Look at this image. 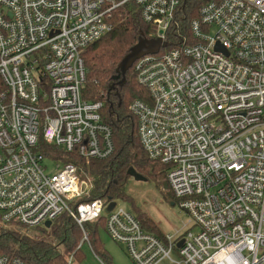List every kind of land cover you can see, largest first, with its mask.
Wrapping results in <instances>:
<instances>
[{
	"label": "built area",
	"instance_id": "2783aa9c",
	"mask_svg": "<svg viewBox=\"0 0 264 264\" xmlns=\"http://www.w3.org/2000/svg\"><path fill=\"white\" fill-rule=\"evenodd\" d=\"M126 4L167 43L133 62L149 101L129 109L147 157L169 166L193 228L183 234L159 237L131 212L107 211L110 201L86 198L91 176L35 150L42 137L85 159L112 154L100 102L81 95V52ZM180 9L181 0H0V225L45 227L66 212L83 232L77 249H91L83 224L104 215L135 264H264V0L207 1L190 41ZM0 264L25 263L0 254Z\"/></svg>",
	"mask_w": 264,
	"mask_h": 264
},
{
	"label": "trees",
	"instance_id": "16d2710c",
	"mask_svg": "<svg viewBox=\"0 0 264 264\" xmlns=\"http://www.w3.org/2000/svg\"><path fill=\"white\" fill-rule=\"evenodd\" d=\"M207 1L181 0L180 31L187 41H190L188 24L198 17L200 7ZM108 21L111 24L110 30L81 52L84 67L81 95L86 101L100 102L101 120L110 127L112 133V154L104 159H85L75 152H66L47 143L42 137L35 150L62 162L74 163L83 173L91 176L92 188L87 199L101 198L107 202L127 198L124 187L131 178L127 174L130 166L147 179L158 181L161 190L167 194L162 183L166 181L169 166L147 157L138 139L136 117L129 109L134 99L148 102V91L136 81L133 67L125 72L122 85L118 84L121 76L116 71L120 60L140 36L153 38V28L141 19L132 4L112 11ZM134 216L144 230L163 236L157 225L144 213L139 212ZM31 229L37 230L38 236L29 234V228L0 225V254L16 256L25 264H66V253H72L77 262L83 260L84 252L81 248L77 249L83 232L68 213L57 216L49 227L37 226ZM83 230L92 252L103 262H108L110 256L100 234L101 231L105 232V216L85 222Z\"/></svg>",
	"mask_w": 264,
	"mask_h": 264
},
{
	"label": "rangeland",
	"instance_id": "374dc122",
	"mask_svg": "<svg viewBox=\"0 0 264 264\" xmlns=\"http://www.w3.org/2000/svg\"><path fill=\"white\" fill-rule=\"evenodd\" d=\"M44 162L48 166H52L54 163L48 158H45ZM161 189L160 183L154 179L138 181L131 177L124 187L127 198L115 199V209L122 208L133 215L139 212L144 213L157 225L163 234L174 235L176 232L183 234L188 229H193L191 224L188 223V214L178 205L169 188L165 189L168 192L167 194ZM28 233L38 236L37 230L29 229ZM100 234L102 242L111 257L112 261L110 264H135L122 244L114 242L104 231H101ZM86 248L88 249L89 247L84 245L81 250ZM72 264L83 263L74 259Z\"/></svg>",
	"mask_w": 264,
	"mask_h": 264
},
{
	"label": "water",
	"instance_id": "95a60500",
	"mask_svg": "<svg viewBox=\"0 0 264 264\" xmlns=\"http://www.w3.org/2000/svg\"><path fill=\"white\" fill-rule=\"evenodd\" d=\"M167 45V43L160 39V38H152V39H147L144 38L143 36H140L137 40V42L130 47L129 52L125 54V56L120 60V62L117 65L116 71L119 76H121L120 80L118 81L119 85H122L124 83V76L125 72L132 67L133 62L138 59L139 57L146 55V54H155L159 51L160 48H163ZM216 47L220 48L218 45ZM221 50L224 53H227L225 49L221 48ZM127 174L132 177L134 180L138 181H145L147 178L138 172L133 167H128L127 169ZM163 188L167 189L168 185L166 181H163L162 183ZM115 202L110 201L107 206L106 210L109 211L112 209L114 206ZM50 222L46 221L44 226L49 227ZM181 242L178 243V246L180 245Z\"/></svg>",
	"mask_w": 264,
	"mask_h": 264
},
{
	"label": "crops",
	"instance_id": "0c3cea01",
	"mask_svg": "<svg viewBox=\"0 0 264 264\" xmlns=\"http://www.w3.org/2000/svg\"><path fill=\"white\" fill-rule=\"evenodd\" d=\"M84 252V258L83 260L80 262V263H83V264H110L111 263V257L110 259H108L109 261L108 262H103L98 256H96L92 250L89 248L87 249H83L82 250ZM108 251V250H107Z\"/></svg>",
	"mask_w": 264,
	"mask_h": 264
}]
</instances>
